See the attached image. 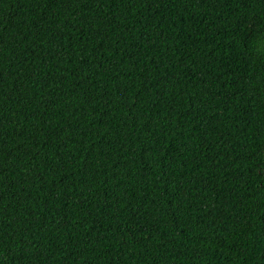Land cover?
I'll return each mask as SVG.
<instances>
[{"label": "trees", "instance_id": "16d2710c", "mask_svg": "<svg viewBox=\"0 0 264 264\" xmlns=\"http://www.w3.org/2000/svg\"><path fill=\"white\" fill-rule=\"evenodd\" d=\"M0 264H264V0H0Z\"/></svg>", "mask_w": 264, "mask_h": 264}]
</instances>
